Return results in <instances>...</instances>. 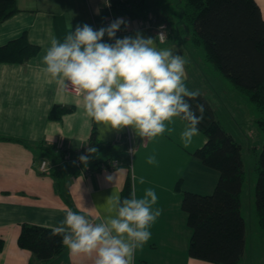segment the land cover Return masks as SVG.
Instances as JSON below:
<instances>
[{"label": "crops", "instance_id": "obj_1", "mask_svg": "<svg viewBox=\"0 0 264 264\" xmlns=\"http://www.w3.org/2000/svg\"><path fill=\"white\" fill-rule=\"evenodd\" d=\"M256 1L264 17V0ZM17 2L20 12L0 26V46L27 32L41 52L25 64H0V138L10 139L0 140V238L5 241L0 264H41L33 263V254L18 245L24 224L52 229L69 210L99 223L108 214L107 199L116 194L122 197L130 178L138 198L151 188L158 197L155 207L163 210L150 227L151 238L136 249L134 264H209L189 257L192 232L182 210V192H188L183 186L188 178L203 177L206 185L211 176L194 156L206 141L197 135L190 146L184 147L179 133L186 122L178 117L169 124L175 128L173 134L166 132L154 139H142L133 128L116 130L100 125L86 114L82 96L69 94L67 86L47 74L42 63L53 38L62 42L77 25L88 24L94 29L107 26L109 4L127 22L126 28L121 27V38L139 33L152 38L158 48L183 56L179 43L171 40L170 34L166 43L160 41L161 25L153 11L139 14L141 0ZM124 5L138 14H121ZM104 40L112 43L107 36ZM185 77L187 83L186 65ZM55 108L56 112L64 111L60 119L49 117ZM89 147L97 151L84 165L78 158ZM153 153L158 165L146 161ZM113 160H119V168L126 169L117 177L116 187L105 177L119 168H102ZM43 161L50 166L46 174L40 169ZM207 186L210 189V183ZM48 264H94V257L71 255L67 249Z\"/></svg>", "mask_w": 264, "mask_h": 264}, {"label": "clouds", "instance_id": "obj_2", "mask_svg": "<svg viewBox=\"0 0 264 264\" xmlns=\"http://www.w3.org/2000/svg\"><path fill=\"white\" fill-rule=\"evenodd\" d=\"M122 26L127 27L125 19L116 18L99 29L77 25L62 42L53 38L42 58L44 71L58 84L80 93L86 114L98 124L116 130L133 128L142 139H154L173 134L175 128L169 124L178 117L186 122L180 140L184 147L190 146L199 135L205 105L197 103L193 109L189 102L201 93L186 87L185 59L139 33L118 38ZM105 36L114 42H105ZM96 151L89 147L79 161L87 165ZM146 161L158 165L155 153ZM124 171L119 168L105 179L116 187ZM157 200L151 188L140 198L135 191L127 198L111 195L108 214L101 222L93 223L85 214L69 210L52 227L51 235L61 236L71 255L94 257V264H134L136 249L151 238L150 227L163 213L155 207Z\"/></svg>", "mask_w": 264, "mask_h": 264}, {"label": "trees", "instance_id": "obj_3", "mask_svg": "<svg viewBox=\"0 0 264 264\" xmlns=\"http://www.w3.org/2000/svg\"><path fill=\"white\" fill-rule=\"evenodd\" d=\"M137 8L139 14L163 13L161 23L168 21L172 26L171 40H183L191 54L204 51L206 62L264 115V17L256 0H141ZM19 12L17 0H0V26ZM120 13L138 14L129 11L126 5ZM179 45L182 49L180 42ZM40 52L41 48L32 44L25 32L0 46V64H25ZM185 84L188 88L189 81ZM200 93L197 100L189 102L193 109L197 103L205 105L204 119L198 127L207 140L194 156L220 176L212 195L182 192V210L192 231L189 257L209 264H242L247 252V224L242 212L246 180L242 147ZM56 109L51 112V119H60L64 113ZM257 123L264 136V117ZM257 173L256 210L264 235V153L257 163ZM178 188L181 190L180 183ZM131 192L132 178L127 181L122 198L129 197ZM51 230L29 224L22 226L18 245L33 254V263L48 264L67 251L61 236H52ZM4 248L5 241L0 238V254Z\"/></svg>", "mask_w": 264, "mask_h": 264}, {"label": "rangeland", "instance_id": "obj_4", "mask_svg": "<svg viewBox=\"0 0 264 264\" xmlns=\"http://www.w3.org/2000/svg\"><path fill=\"white\" fill-rule=\"evenodd\" d=\"M155 15L159 21L158 24L165 27L169 35L172 32L170 22L161 23V20L164 19L163 13L159 14L156 11ZM176 37L178 38V36ZM178 41L181 43L189 73L188 88L190 90L198 89L206 96L220 123L242 147L246 175L242 195V212L247 224V252L242 264H264V235L257 217L255 197L258 179L257 163L264 153V136L259 130L257 122L264 115L210 63L206 62L204 51L191 54L189 49L185 48L184 41L180 38L177 39ZM199 135L202 141L207 140L203 133L199 132ZM199 165L211 175L206 180V183H210V189L208 184L204 185L203 177L198 179L189 177L183 190L204 196L212 195L217 189L219 172Z\"/></svg>", "mask_w": 264, "mask_h": 264}, {"label": "built area", "instance_id": "obj_5", "mask_svg": "<svg viewBox=\"0 0 264 264\" xmlns=\"http://www.w3.org/2000/svg\"><path fill=\"white\" fill-rule=\"evenodd\" d=\"M116 18H119L116 13L114 12L113 10V6L112 4H109L107 6V19H108V24L110 22H112L113 20H115ZM161 33H164V36L163 37H159L160 41L162 43H166L167 42V33H166V28L165 27H161L159 29V36ZM121 35H122V29L120 30V32L117 33V37L118 38H121ZM114 41H112L113 43ZM67 92L71 95H74V96H77V97H81L82 95L78 92H76L71 86H67ZM67 159L68 160H71V157L70 156H67ZM78 166L81 167V163L78 161ZM121 166V162L119 160H113V161H109L108 163H105L102 165V168L105 169V170H115L117 168H119ZM41 171L46 174L50 171V166H49V163L47 161H43L42 164H41ZM85 174H89L90 171H87L85 172Z\"/></svg>", "mask_w": 264, "mask_h": 264}]
</instances>
